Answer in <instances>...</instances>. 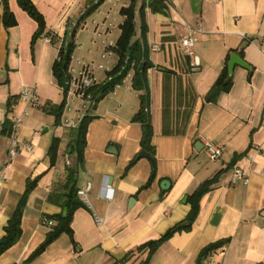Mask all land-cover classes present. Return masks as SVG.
I'll return each instance as SVG.
<instances>
[{"label":"crops","instance_id":"0c3cea01","mask_svg":"<svg viewBox=\"0 0 264 264\" xmlns=\"http://www.w3.org/2000/svg\"><path fill=\"white\" fill-rule=\"evenodd\" d=\"M31 1L42 13L46 31L54 36L51 43L44 36L34 40L38 24L17 0L7 1L16 24L6 27L5 2L0 0V238L28 181L37 179L27 196L22 235L0 255V264H139L148 250L136 249L184 221L191 210L189 196L213 177L191 227L163 242L148 264H264V0H167L164 12L149 6L141 11L143 0H137L133 40L148 47L154 65L148 70L154 164L138 157L126 171L142 150V126L132 119L140 106V92L132 88L131 77L87 113L94 118L88 126L77 186L90 183L91 190L85 206L74 214L73 237L61 234L36 256L32 254L51 229L43 219L63 211L66 159L75 162L70 152L85 114L76 102L65 114L69 123H56L54 111L64 99L53 75L59 47L72 40L75 58L100 61L103 46L100 39L93 41L96 27L105 24L104 36L117 41L124 20L120 9L130 0H105L80 24L79 18L97 0ZM196 23L203 31L195 44L200 64L193 67L181 41L188 25ZM154 44L160 50L152 51ZM232 54L249 66L237 63L230 90L207 99ZM98 77L103 79L104 73ZM164 84L173 92L167 119ZM25 86L37 88V104L29 106L21 100ZM189 108L191 113L184 119L182 111ZM24 109L28 114L18 141H13L8 135L10 117ZM165 127L172 133H164ZM56 138L59 146L52 163L50 150ZM204 141L221 147L218 159L207 156ZM25 143L32 149L26 150ZM13 145L19 152L12 157ZM235 167L247 172V183L242 179L231 183ZM154 169L152 184L141 188ZM163 180L170 182L167 189L161 186ZM220 241L227 243L198 260L206 246ZM131 251L135 253L127 260Z\"/></svg>","mask_w":264,"mask_h":264},{"label":"trees","instance_id":"16d2710c","mask_svg":"<svg viewBox=\"0 0 264 264\" xmlns=\"http://www.w3.org/2000/svg\"><path fill=\"white\" fill-rule=\"evenodd\" d=\"M8 0H4L5 9L3 13V23L6 27L16 24V19L13 12L7 5ZM20 6L37 22L38 28L34 34V40L46 35H50L46 31V22L42 13L37 9L31 0H17ZM105 0H97L92 4L85 13L79 18L78 24L84 22ZM167 0H143L141 4V11L149 6L154 12H164L167 4ZM137 0H130L128 6L122 7L120 13L124 16V20L120 25L121 33L117 40V52L119 54V60L116 67L110 72L112 79L105 83H100L94 86L90 91L92 92L96 104L113 92L118 84H121L127 74L133 70L132 88L140 92V106L134 117V122H138L142 126L141 136V149L147 151L155 160L156 148L153 144L154 128L149 113L150 97L148 90V70L154 68L150 58L148 47L142 46L139 40H133L136 34L135 23V8ZM143 34L146 32V26L142 25ZM54 36H52V41ZM75 50V43L71 40L68 45L62 44L59 48L58 55L53 64V75L57 81V84L62 87L66 85L69 78L67 68L70 62L71 55ZM242 56V54H241ZM128 58V59H127ZM229 57L226 60L225 66L219 74L217 80L212 86L211 90L207 94V99L215 100L216 97L224 91H229L232 85V76L229 73ZM134 63V66H132ZM167 73L171 72L166 70ZM173 92L169 84H164L163 87V116L167 119L172 114V95ZM65 106V100L55 108L56 123H61V117ZM95 107V106H94ZM190 108L186 111H182L183 118L188 119L190 115ZM180 112L178 111V114ZM94 117L91 114H84L81 118L79 125L75 129V139L72 144V151L70 154L75 155V162L68 165L67 177L63 185L62 202H60L63 211L53 216H49L50 220L54 222L50 231L47 233L43 243L34 251L32 256H36L43 252L52 242H54L61 234L67 233L70 237H73L72 221L75 212L85 206V203L79 198L78 191V172L80 167L84 163V150L87 144V132L88 126ZM166 128V129H165ZM164 128V133H172L167 127ZM59 146V139H55L50 150L51 161L54 163L57 150ZM136 156L129 165L126 167V171L137 161ZM156 172L153 170L148 181L142 185L141 188L149 187L155 179ZM215 181V177L210 178L202 183L190 196L189 202L191 204V210L187 218L168 229L158 239L148 241L140 245L136 251L148 250L147 257L140 261L139 264H148L149 259L153 252L166 240L171 238L175 233L188 230L194 222L199 211V200L201 196L211 189L212 184ZM37 179H30L27 183L26 191L19 200L13 214L9 218L6 226L4 227V235L0 238V255L15 245L22 235V215L27 202V196L31 190L36 186ZM227 241H220L211 243L206 246L200 253L198 260L202 261L214 250L222 247ZM135 251L129 252L126 259L128 260Z\"/></svg>","mask_w":264,"mask_h":264},{"label":"built area","instance_id":"2783aa9c","mask_svg":"<svg viewBox=\"0 0 264 264\" xmlns=\"http://www.w3.org/2000/svg\"><path fill=\"white\" fill-rule=\"evenodd\" d=\"M108 27L105 24L97 25L95 31V42L97 39H100L103 46V52L101 54L100 61H91L84 62L78 58H75L74 54L71 55L70 62L67 68L69 78L65 86L60 87L65 100V106L61 121L64 123H69V118L65 116L66 113L70 112L76 102L81 103V107L88 113L95 105L96 101L92 92L90 91L94 86L99 85L100 83H105L112 79L110 72L116 67L119 54L117 52V41L111 39L110 37H105L104 33L107 31ZM188 34L182 38L181 47L186 56L190 58V63L193 67H197L200 64L198 55L196 54L195 44L198 33L203 31L201 25L196 23L194 25H188ZM44 41L47 43L52 42V37L50 35L44 36ZM65 46L67 43H62ZM61 44V45H62ZM60 45V46H61ZM60 48V47H59ZM152 51L160 50L158 44L151 46ZM74 53V52H73ZM113 58H117L113 60ZM128 59V58H127ZM134 66V63H132ZM99 72L104 73V78L99 79ZM133 78V70H131L127 76L123 79L121 84H118L116 88L124 84L128 78ZM115 88V89H116ZM112 93V92H111ZM21 100L29 106H33L38 102V90L36 87L25 86L20 93ZM28 114V110L24 109L20 113H14L10 117V129L8 135L13 141H18V134L23 123V117ZM24 147L26 150H31L32 145L25 143ZM205 152L210 159H218L222 154V149L218 145L210 142L204 141ZM19 152L18 145H13L9 149L10 156H15ZM66 164L71 165L70 158L66 159ZM261 174L264 176V169L261 171ZM242 179L244 182L249 181V176L247 172L244 171L241 167H235L231 176V183L235 184L237 180ZM91 190V184L87 183L84 187L79 188L77 194L79 198L86 203L88 192ZM43 223L49 226H52L54 222L50 219L44 218ZM207 264H213L209 261Z\"/></svg>","mask_w":264,"mask_h":264},{"label":"water","instance_id":"95a60500","mask_svg":"<svg viewBox=\"0 0 264 264\" xmlns=\"http://www.w3.org/2000/svg\"><path fill=\"white\" fill-rule=\"evenodd\" d=\"M237 63L244 65V66H247V67L249 66L248 63L246 61H244L239 55L232 54L230 57V61H229V73L230 74H232L234 67ZM69 150H71V149H69ZM138 157L139 158H141V157L148 158L154 164V158L145 150H141L138 154ZM161 186L163 189H167L170 186V182L168 180H163L161 183Z\"/></svg>","mask_w":264,"mask_h":264},{"label":"rangeland","instance_id":"374dc122","mask_svg":"<svg viewBox=\"0 0 264 264\" xmlns=\"http://www.w3.org/2000/svg\"><path fill=\"white\" fill-rule=\"evenodd\" d=\"M86 114V113H85Z\"/></svg>","mask_w":264,"mask_h":264}]
</instances>
